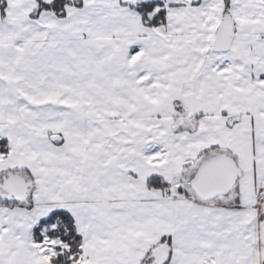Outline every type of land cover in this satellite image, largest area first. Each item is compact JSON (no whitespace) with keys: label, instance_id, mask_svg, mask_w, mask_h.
Instances as JSON below:
<instances>
[{"label":"snow or ice","instance_id":"snow-or-ice-1","mask_svg":"<svg viewBox=\"0 0 264 264\" xmlns=\"http://www.w3.org/2000/svg\"><path fill=\"white\" fill-rule=\"evenodd\" d=\"M0 264H264V0H0Z\"/></svg>","mask_w":264,"mask_h":264}]
</instances>
